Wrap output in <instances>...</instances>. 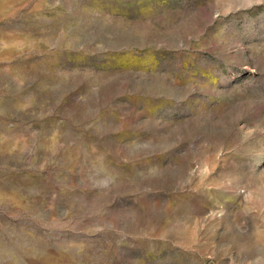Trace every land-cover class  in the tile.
I'll return each mask as SVG.
<instances>
[{
    "label": "rangeland",
    "instance_id": "1",
    "mask_svg": "<svg viewBox=\"0 0 264 264\" xmlns=\"http://www.w3.org/2000/svg\"><path fill=\"white\" fill-rule=\"evenodd\" d=\"M0 264H264V0H0Z\"/></svg>",
    "mask_w": 264,
    "mask_h": 264
}]
</instances>
